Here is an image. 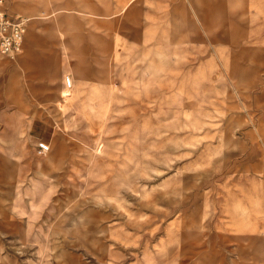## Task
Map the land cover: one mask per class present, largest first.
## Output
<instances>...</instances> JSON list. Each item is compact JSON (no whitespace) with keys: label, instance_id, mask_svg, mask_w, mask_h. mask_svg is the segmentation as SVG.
I'll list each match as a JSON object with an SVG mask.
<instances>
[{"label":"rangeland","instance_id":"374dc122","mask_svg":"<svg viewBox=\"0 0 264 264\" xmlns=\"http://www.w3.org/2000/svg\"><path fill=\"white\" fill-rule=\"evenodd\" d=\"M123 2L3 0L0 264H264V0Z\"/></svg>","mask_w":264,"mask_h":264},{"label":"built area","instance_id":"2783aa9c","mask_svg":"<svg viewBox=\"0 0 264 264\" xmlns=\"http://www.w3.org/2000/svg\"><path fill=\"white\" fill-rule=\"evenodd\" d=\"M26 21L27 18L24 16L8 13L4 8L3 0H0V54L13 57L22 53ZM36 150L38 153H45L49 150V144L38 140Z\"/></svg>","mask_w":264,"mask_h":264},{"label":"crops","instance_id":"0c3cea01","mask_svg":"<svg viewBox=\"0 0 264 264\" xmlns=\"http://www.w3.org/2000/svg\"><path fill=\"white\" fill-rule=\"evenodd\" d=\"M91 2L93 3V0H62V3L65 4V5H62L64 7H72V5H75L78 4V3H81V2ZM104 1V0H102ZM131 0H124L123 2V5L122 7H124L125 5H127ZM94 4V3H93ZM90 9H92L91 7H89ZM28 36H29V39L31 40L32 37H33V32L32 31H29L28 33ZM26 62V59L23 60V63ZM68 79V84L65 83V87L63 89V94L66 96V95H69L72 91V89L69 87L70 85L72 86V80H70V77L68 74H66L64 76V79ZM65 82V81H64ZM95 87V86H94ZM20 133H21V130L20 129H16L14 127H9V128H5L3 130V136L8 139V140H17L18 139V136H20ZM49 128L48 126L46 125V123H44L43 121H40L38 119H33L32 122H31V125H30V134L32 136H39L41 138H43L44 140H46V142L48 143L49 142ZM49 144V143H48Z\"/></svg>","mask_w":264,"mask_h":264}]
</instances>
